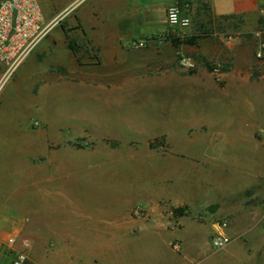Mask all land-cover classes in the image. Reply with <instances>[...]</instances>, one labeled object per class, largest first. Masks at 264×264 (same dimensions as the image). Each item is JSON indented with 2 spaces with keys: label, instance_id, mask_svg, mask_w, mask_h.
Returning <instances> with one entry per match:
<instances>
[{
  "label": "rangeland",
  "instance_id": "1",
  "mask_svg": "<svg viewBox=\"0 0 264 264\" xmlns=\"http://www.w3.org/2000/svg\"><path fill=\"white\" fill-rule=\"evenodd\" d=\"M39 1L58 36L69 0ZM213 23L200 36L193 17L180 40L198 36L196 44L179 46L168 25L160 53L135 56L126 73L67 71L55 61L64 52L47 47L25 59L0 95V167L5 158L16 162L20 181L28 164L38 179L42 193L14 201L28 226L36 210L48 209L58 221L84 218L79 229L92 232L94 211L108 219L131 198L135 217L185 207L184 218L205 236L228 220L237 241L215 255L264 264V59L255 56L264 16H245L239 27ZM182 57L196 68L182 66ZM102 76L108 82L97 84Z\"/></svg>",
  "mask_w": 264,
  "mask_h": 264
},
{
  "label": "crops",
  "instance_id": "2",
  "mask_svg": "<svg viewBox=\"0 0 264 264\" xmlns=\"http://www.w3.org/2000/svg\"><path fill=\"white\" fill-rule=\"evenodd\" d=\"M179 1L69 0L64 7L67 16H63L67 22H60L61 32L58 36L49 32L29 56L47 47L53 52L58 49L64 52L57 55L55 61L67 71L80 72L85 67L95 74L132 71L135 56L160 53L157 45L168 26L167 9ZM203 1L209 3L216 17L264 16V0H190L192 20ZM73 11H77V16L71 17ZM70 41L77 48V54L70 49ZM135 42L145 47L136 48ZM61 76L64 85L65 78ZM101 82H108V76L100 77L96 83ZM123 86L126 88V83ZM27 171L29 177L17 181V175L25 174L22 167L14 161L7 162L6 158L1 162L0 201L5 203L0 214L6 210L10 215L0 227V264H12L14 255L19 252L27 254V264H228L229 260H221L214 253L212 239L217 230L214 225L205 236L199 226L189 225L184 216L177 217L173 212L167 215L157 207L149 209L144 217H135L128 207L133 203L131 198L124 200L123 208L106 212L108 219H102L105 215L101 211L90 213L92 232L79 229L85 225L84 218L58 221V215L48 209L36 210L28 226L26 214L14 201L42 192L37 177H30L32 171L28 164ZM169 215L174 219H169ZM60 222L68 224L63 229L66 231L56 227ZM222 233L231 238V245L237 241L228 227L223 228ZM13 237L15 244H9ZM24 241H28L29 246L25 247ZM174 242L181 244L180 252L173 249ZM229 247L227 253L239 259L240 252Z\"/></svg>",
  "mask_w": 264,
  "mask_h": 264
},
{
  "label": "built area",
  "instance_id": "3",
  "mask_svg": "<svg viewBox=\"0 0 264 264\" xmlns=\"http://www.w3.org/2000/svg\"><path fill=\"white\" fill-rule=\"evenodd\" d=\"M189 2H176L167 9V21L171 28L170 37H186L192 26ZM51 25L45 21V15L39 0H0V95L7 81L16 69L25 61L31 52L41 43L51 30ZM142 43L134 47H142ZM255 56L264 59V42L258 44ZM180 63L187 69H195L196 63L190 58L182 57ZM38 123H36L37 125ZM229 225L228 220L216 223L217 230L212 239V245L217 250L225 249L231 238L222 233ZM16 238H10L9 244H15ZM25 247L29 246L24 241ZM175 251H181V244L172 243ZM25 252L14 255L12 264H27Z\"/></svg>",
  "mask_w": 264,
  "mask_h": 264
},
{
  "label": "trees",
  "instance_id": "4",
  "mask_svg": "<svg viewBox=\"0 0 264 264\" xmlns=\"http://www.w3.org/2000/svg\"><path fill=\"white\" fill-rule=\"evenodd\" d=\"M180 2H189L190 0H181ZM244 16H238V15H226V16H220L216 17L213 15V12L211 10V7L208 2L203 1L202 4L199 5V8L197 10V13L194 16V23L196 26V32L197 35L199 34L206 35L208 31V27L214 25V21L217 20L219 23H222V25L227 26L228 28L236 26L239 27V24L243 22ZM221 25V24H220ZM196 37H192L190 39L180 40V38H170L171 42L174 46H179L181 44H187V45H195L196 44ZM70 39V37H69ZM71 40V39H70ZM70 49L77 54L78 50L74 45L72 44V41H70ZM79 60V58H77ZM211 70L213 68H210ZM251 194V192H249ZM173 214L177 217L185 216L186 210L185 207H178L173 209Z\"/></svg>",
  "mask_w": 264,
  "mask_h": 264
}]
</instances>
